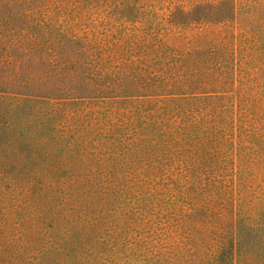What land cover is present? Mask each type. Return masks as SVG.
I'll return each mask as SVG.
<instances>
[{
    "label": "trees",
    "instance_id": "trees-1",
    "mask_svg": "<svg viewBox=\"0 0 264 264\" xmlns=\"http://www.w3.org/2000/svg\"><path fill=\"white\" fill-rule=\"evenodd\" d=\"M235 1L206 0L190 11L172 15L166 30L189 33L183 57L182 38L161 34V29L150 32V38L124 32L112 39L106 28L105 35L94 30L95 36L88 41L61 32L66 52L57 50L58 57L47 60L53 70L48 75L39 72L37 87L36 81L10 71L12 61L0 54V137L11 145L21 138L34 154L39 146V191L49 195L58 190L61 207L68 202L73 209L95 207V200H102L103 205L109 202L103 189L106 178L112 171L116 173L118 156L127 164V156L132 155L143 161L151 158L153 166L147 177L168 172L177 164L178 188L169 190L178 191L182 202L192 201L188 207L193 215L200 213L202 204L225 202L233 215L234 210L244 215L245 204L234 198L232 188L229 192L224 187L221 192L217 184L229 175L227 182L234 185L235 173L249 169L245 157L250 130L245 124L249 112L256 108L250 105L254 100L250 94L235 82L242 73L251 72L240 68L245 64L243 54L251 57L252 51L257 52L259 62H264V5L257 0L251 11L248 0ZM1 3L0 8L4 6ZM255 14H259V27H253ZM1 22L0 37L5 36ZM41 37L50 34L39 33V40ZM36 100L39 136L33 131L23 138L16 125L25 121L23 129L28 122L20 113ZM235 105L241 112L240 142L234 134ZM118 107L125 111L117 120L110 119L107 114ZM129 108L138 110L137 117H126L127 110L132 112ZM68 109H74L73 117L79 120L73 128L60 125L58 129L56 120ZM200 191L204 195L200 196ZM69 232L64 233L62 243L61 237L57 240L58 246L68 247ZM231 236L228 244L234 249L236 238ZM214 245L226 246L223 242ZM0 257L7 255L0 253ZM9 262L0 260V264Z\"/></svg>",
    "mask_w": 264,
    "mask_h": 264
},
{
    "label": "rangeland",
    "instance_id": "rangeland-1",
    "mask_svg": "<svg viewBox=\"0 0 264 264\" xmlns=\"http://www.w3.org/2000/svg\"><path fill=\"white\" fill-rule=\"evenodd\" d=\"M203 1L2 0L0 19L5 36L0 37V54L12 61L10 71L36 81L37 87L39 72L48 75L53 70L47 60L56 59L57 50L66 52L61 32L87 37L88 41L95 31L104 34L106 28L112 39L124 32L150 38V32L161 29V34L182 38L183 57L189 33L166 29H170L175 12L190 11ZM256 1L248 0L251 11ZM263 1L259 4L264 5ZM258 15L252 17L253 27H259ZM39 33L50 37L39 40ZM242 56L245 64L240 68H250L251 72L242 73L240 79L237 74L235 86L244 87L251 101L254 99L250 105L256 108L249 112L245 124L250 130L245 157L249 169L235 173L234 185L227 182V175L217 186L221 192L232 188L234 198L245 204L244 215H237L236 210L233 215L226 202L202 204L200 213L193 215L188 207L192 201L182 202L178 191L169 190L171 186L178 188L177 164L168 172L147 177L153 166L151 158L143 161L132 155L127 156V164L118 156L116 173L107 176L103 189L108 203L101 205L102 200H95V207L73 209L68 202L61 207L58 190L49 195L39 191V146L34 154L23 139L16 138L11 145L0 137V253L7 255L0 260H11L9 264H264V62H259L254 51L251 57L246 53ZM117 63L124 68L120 60ZM238 108L235 105L237 113H233L236 142H240ZM129 109L132 112L127 110L126 117H137L138 110ZM74 111L68 109L56 120L58 129L60 125L75 127L79 117H73ZM124 111L118 107L107 115L117 120ZM20 116L27 117L28 123L23 129L25 121L17 124V132H22L23 138L33 131L39 136V100L28 104ZM157 164L163 161L157 160ZM84 211L88 215H83ZM69 230L68 247L58 246L57 240H66L64 233ZM231 234L236 238L234 249L228 244ZM219 242L226 246L214 245Z\"/></svg>",
    "mask_w": 264,
    "mask_h": 264
}]
</instances>
